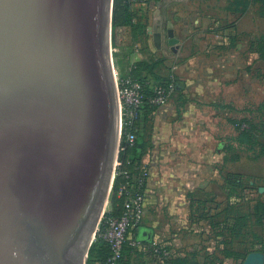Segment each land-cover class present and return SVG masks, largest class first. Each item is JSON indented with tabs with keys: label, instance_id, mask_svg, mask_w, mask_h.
<instances>
[{
	"label": "water",
	"instance_id": "obj_1",
	"mask_svg": "<svg viewBox=\"0 0 264 264\" xmlns=\"http://www.w3.org/2000/svg\"><path fill=\"white\" fill-rule=\"evenodd\" d=\"M113 14L0 0V264L87 262L120 159Z\"/></svg>",
	"mask_w": 264,
	"mask_h": 264
},
{
	"label": "crops",
	"instance_id": "obj_2",
	"mask_svg": "<svg viewBox=\"0 0 264 264\" xmlns=\"http://www.w3.org/2000/svg\"><path fill=\"white\" fill-rule=\"evenodd\" d=\"M127 1L133 27L117 32L132 47L130 69L146 62L177 83L167 104L138 116L135 147L121 161L127 168L134 159L130 186L144 184L147 209L136 237L155 242L169 261L191 260L215 247L231 212L228 175L255 185L245 212H259L264 223V16L251 0ZM245 123L251 136L240 129ZM197 234L209 238L205 247L189 243ZM251 240L231 247L249 248ZM260 242L263 250L258 245L242 264H264L263 236ZM138 252L162 262V254Z\"/></svg>",
	"mask_w": 264,
	"mask_h": 264
},
{
	"label": "trees",
	"instance_id": "obj_3",
	"mask_svg": "<svg viewBox=\"0 0 264 264\" xmlns=\"http://www.w3.org/2000/svg\"><path fill=\"white\" fill-rule=\"evenodd\" d=\"M254 3L260 5L262 15L264 16V0H251ZM133 15L130 11V6L127 0H114V14H113V30L114 32L121 27H133L132 24ZM131 79L139 82L144 91L143 104L137 113L136 118L127 127L129 132L135 135V130L137 124L138 116H141V112L147 108L154 107L152 100L155 98L154 87L155 86H165L170 80L167 78L158 77L154 74V67L152 64L143 62L134 65L129 72ZM177 83L175 82V89ZM241 125V124H240ZM249 125V124H248ZM248 132L242 131L245 136H251L253 133V127ZM125 135V134H124ZM135 145L127 141L126 135L122 141V150L120 161L124 160V153L130 154L134 149ZM134 165V159H131ZM132 164L126 168L125 164L121 167L123 172L127 174H121L117 176L113 193L111 198V212L109 215L114 217H120L124 211V204L127 199L125 193H121L120 188L125 185H130V170L133 167ZM225 188L227 194L229 195V201L227 203V209L231 212L227 213L225 220L222 222V226L217 229L216 237L217 240L215 247L209 252H207L206 259L200 264H242L248 253L259 251L258 245L261 246V251L263 250V244L260 242L261 235L256 236V233L252 231L251 226L254 221L263 224L262 215L258 212L257 214H246L245 209L248 208L252 201V193L256 191L255 185L247 183L242 177L237 175H228L225 179ZM232 199L239 200L238 202H233ZM258 205V204H257ZM259 207H261L259 205ZM264 207V206H263ZM249 216V218H248ZM250 239V240H249ZM253 246L236 250L235 247H231L236 240L239 245L247 243H253ZM248 242V243H249ZM131 252H138L133 249L127 248L124 251V260ZM153 253V251H152ZM92 262L90 264H107L110 257V247L102 239L97 237L96 244L90 252ZM128 258V257H127ZM121 260V261H122ZM160 264V263H158ZM163 264H191V260L185 259H175V260H164Z\"/></svg>",
	"mask_w": 264,
	"mask_h": 264
},
{
	"label": "built area",
	"instance_id": "obj_4",
	"mask_svg": "<svg viewBox=\"0 0 264 264\" xmlns=\"http://www.w3.org/2000/svg\"><path fill=\"white\" fill-rule=\"evenodd\" d=\"M136 2L146 3L152 0H135ZM118 98L120 102L121 113V145L124 136L129 143H135V136L129 132L127 128L137 116L138 111L142 107L144 99V91L142 85L134 79L128 78L122 81L116 80ZM175 92V81H170L165 86H155V98L152 104L155 107H162L169 102ZM248 124H241V131L248 132L250 130ZM125 134V135H124ZM121 150H124L121 147ZM122 162L120 159L116 163L115 177L121 174H127L121 170ZM115 178V180H116ZM115 183V182H114ZM143 182L140 186L132 188L125 185L120 188L121 193H125L127 199L124 204V211L120 217L109 215V212L103 214L100 224L96 231V239H102L110 247V257L107 264H119L124 257V251L127 248L135 251L145 250L153 251L155 254H162V262L167 259L168 253L158 248L155 242L150 244L143 243L136 237V233L142 226L147 209V201L143 190ZM229 192V190L227 191ZM233 202L239 200L232 199Z\"/></svg>",
	"mask_w": 264,
	"mask_h": 264
},
{
	"label": "rangeland",
	"instance_id": "obj_5",
	"mask_svg": "<svg viewBox=\"0 0 264 264\" xmlns=\"http://www.w3.org/2000/svg\"><path fill=\"white\" fill-rule=\"evenodd\" d=\"M259 15L263 17L261 11L259 12ZM132 47H129L128 40L123 41L121 37H119L117 30L112 32V53H113V65H114V70L116 74L117 81H122L125 79L130 78L129 72H130V66H129V56ZM122 147V145H121ZM122 150L120 149V156H121ZM114 187V186H113ZM112 193L113 190L111 191L109 203L106 208V212L110 213L111 212V198H112ZM252 231L256 233V236L261 235L264 237V223L260 225V223L254 221L251 226ZM191 238L189 243L191 245H196L197 248L201 246L202 248L206 246V242L208 243L210 240L209 238H204L202 236ZM94 244H96V237L95 240L93 241L89 253H88V258L86 264H90L92 262L91 259V249L93 248ZM211 250V249H210ZM203 251V249H202ZM207 252H202L200 253L199 250H196L191 253V264H200L204 262L206 259V254ZM252 253V252H251ZM138 254V255H136ZM128 257V258H127ZM124 260H122L119 264H153V259H143V256L139 254V252H131ZM142 257V258H140ZM200 257V259H199Z\"/></svg>",
	"mask_w": 264,
	"mask_h": 264
},
{
	"label": "bare ground",
	"instance_id": "obj_6",
	"mask_svg": "<svg viewBox=\"0 0 264 264\" xmlns=\"http://www.w3.org/2000/svg\"><path fill=\"white\" fill-rule=\"evenodd\" d=\"M115 71V70H114ZM115 79L117 80V78H116V74H115Z\"/></svg>",
	"mask_w": 264,
	"mask_h": 264
}]
</instances>
